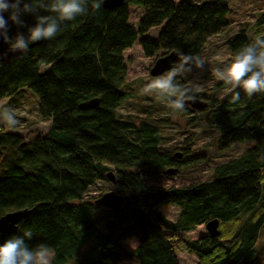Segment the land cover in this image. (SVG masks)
<instances>
[{"label":"trees","instance_id":"trees-1","mask_svg":"<svg viewBox=\"0 0 264 264\" xmlns=\"http://www.w3.org/2000/svg\"><path fill=\"white\" fill-rule=\"evenodd\" d=\"M145 1L90 8L64 22L54 39L30 43L27 52L0 63V104L7 100V107L26 89L38 99L39 118L50 122L46 135L31 139L0 123V217L30 211L13 234H0V243L31 230L27 243L47 244L53 264H119L124 259L177 264L179 248L196 256L198 264H259L254 246L264 224V93L249 98L238 88L237 103L230 102L232 89L208 103L195 97L205 108L186 105V112H203V124L217 132L218 150L253 145L214 166L206 181L190 187L149 185L168 169L175 175L182 161L179 149L162 146L161 120L134 123L118 115L125 98L123 52L137 39L126 8L142 7ZM225 3L198 4L191 18L194 32L178 38L174 52L199 55L206 44L201 30L225 23ZM25 20L34 22L30 16ZM254 26L264 28V11ZM16 31L10 25V35ZM251 42L240 30L225 43L234 58ZM138 44L145 55L158 51L154 40ZM91 100H97V109L79 108ZM97 182L109 183L112 193L123 198L117 210L97 204L102 195L87 197ZM167 206L178 210L173 220L162 211ZM211 220L218 222L217 237L187 238ZM132 239L137 245L130 250L124 242Z\"/></svg>","mask_w":264,"mask_h":264},{"label":"rangeland","instance_id":"rangeland-1","mask_svg":"<svg viewBox=\"0 0 264 264\" xmlns=\"http://www.w3.org/2000/svg\"><path fill=\"white\" fill-rule=\"evenodd\" d=\"M211 0H146L142 7L127 6L128 24L137 34L134 44L123 52L125 59L126 84L123 88L125 98L122 101L118 115L131 122L138 123L146 118L161 120L163 125L159 129L162 146L168 149H179V160L182 161L175 175H161L147 181L149 185H164L190 187L210 178L212 169L217 164L235 157L252 142L236 144L224 151L218 150L217 132L206 127L202 122V113L197 115L184 112H173L166 103L154 95L142 94V88L153 77L149 71L154 62L161 57L175 51L174 45L178 38L189 37L194 30L191 18L198 4ZM228 13L225 23L215 30L202 29L201 33L206 44L199 56L205 60L203 70L193 69L186 76L178 78L182 86L194 89V96L208 103L209 100L221 98L231 86L215 78L217 67L224 68L233 59L226 46V39L242 31L252 41L257 36H264V28L254 26L257 14L264 11L263 0H226ZM140 39L156 41L158 51L154 55H145L138 44ZM166 73V72H165ZM164 73V74H165ZM163 75V74H162ZM155 78V77H154ZM7 100L2 101L5 105ZM7 107L11 108L20 124L5 129L21 135L24 139H31L35 135L44 136L48 133L50 122L42 121L37 113L38 99L28 90L23 89L20 95ZM6 106V105H5ZM198 118L195 124H190L192 116ZM3 186L0 185V195ZM112 192L109 183L97 182L88 192V198ZM165 216L173 220L177 215V208L167 206L162 208ZM206 235L204 226L186 234L190 240H197ZM128 249L133 250L137 241L124 242ZM259 264H264V224L254 246ZM177 264H198L199 259L179 248L175 252ZM119 264H138L135 259H124Z\"/></svg>","mask_w":264,"mask_h":264},{"label":"clouds","instance_id":"clouds-1","mask_svg":"<svg viewBox=\"0 0 264 264\" xmlns=\"http://www.w3.org/2000/svg\"><path fill=\"white\" fill-rule=\"evenodd\" d=\"M103 3L104 0H0V42L8 44L9 51L25 53L30 43L54 39L64 22L75 21L90 8L99 10ZM26 16L33 18L31 25L26 22ZM10 24L17 29L14 35H10ZM177 57L173 67L146 83L141 91L164 101L173 112H184L186 101L195 99L194 89L182 86L178 78L193 69L203 70L206 62L199 55L179 51ZM214 75L231 86V103L241 99L238 88L249 98L264 93V36H257L238 50L231 63L224 68L217 67ZM0 123L11 129L20 121L11 108L0 104ZM32 238V231L25 230L22 235L11 236L0 243V264H53L54 253L50 247L45 243L30 247L27 241Z\"/></svg>","mask_w":264,"mask_h":264},{"label":"water","instance_id":"water-1","mask_svg":"<svg viewBox=\"0 0 264 264\" xmlns=\"http://www.w3.org/2000/svg\"><path fill=\"white\" fill-rule=\"evenodd\" d=\"M125 0H104L102 7L104 9L110 10L116 7H119L123 4ZM7 16V14H5ZM11 25V24H10ZM19 52L9 51V45L3 42H0V63L5 61L10 57H17ZM177 52H171L167 56L158 58L152 68L149 71L150 77H158L167 72L174 63L177 62ZM186 105L189 106L192 110H202L205 108V103L199 100L186 101ZM80 109H97V100H91L89 102L83 103L79 106ZM165 175H174L172 169H168L164 172ZM107 179L113 184L114 178L111 174H107ZM123 201L122 197L114 195L112 192L102 195L97 201V204H100L108 209L117 210ZM30 211L21 210L17 212L7 213L4 216L0 217V234H13L16 230V226L22 219H25L29 215ZM107 230L112 228V223L107 222L105 224ZM206 234L211 237H217L219 235L218 231V222L216 220H211L204 225Z\"/></svg>","mask_w":264,"mask_h":264}]
</instances>
